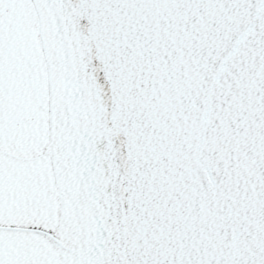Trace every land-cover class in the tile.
I'll use <instances>...</instances> for the list:
<instances>
[{
  "label": "snow or ice",
  "instance_id": "6c2138e0",
  "mask_svg": "<svg viewBox=\"0 0 264 264\" xmlns=\"http://www.w3.org/2000/svg\"><path fill=\"white\" fill-rule=\"evenodd\" d=\"M0 264H264V0H0Z\"/></svg>",
  "mask_w": 264,
  "mask_h": 264
}]
</instances>
